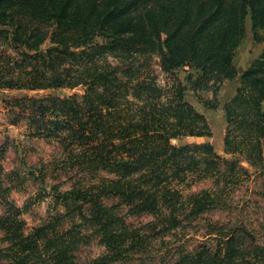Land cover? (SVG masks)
Instances as JSON below:
<instances>
[{"label": "trees", "instance_id": "16d2710c", "mask_svg": "<svg viewBox=\"0 0 264 264\" xmlns=\"http://www.w3.org/2000/svg\"><path fill=\"white\" fill-rule=\"evenodd\" d=\"M249 13L264 28V0H0V90L85 88L5 99L12 124L57 143L54 169L71 187H55L31 231L24 208L8 205L0 264H264V242L245 240L247 226L201 228L250 171L210 142L172 143L213 135L177 71H195L194 88L212 90L216 108L221 85L238 76ZM239 83L225 105V152L264 171V52ZM204 180L212 186L192 190ZM201 230L205 240L189 245ZM95 242L103 253L80 261Z\"/></svg>", "mask_w": 264, "mask_h": 264}, {"label": "rangeland", "instance_id": "374dc122", "mask_svg": "<svg viewBox=\"0 0 264 264\" xmlns=\"http://www.w3.org/2000/svg\"><path fill=\"white\" fill-rule=\"evenodd\" d=\"M263 52L264 28L256 26L249 13L245 24V34L234 58L238 76L235 79L224 81L221 85L217 94L216 108L209 107V103L214 98L212 90L194 88L198 77L195 71L187 70V68L178 70L177 76L186 87L187 100L207 117L213 135L204 138L182 137L172 141L177 147L190 143L210 142L218 154L230 160H239L250 171L248 179H244L232 192L229 189L231 192L230 206L208 211L202 219L201 228L205 229L208 223L220 226H233L241 223L254 231L253 238L245 236V233L242 234L245 240L256 243L264 242V194H262L264 192V171L261 167L251 166L241 155L225 152L224 137L227 129L225 105L236 95L241 75L263 55ZM190 73L194 74L193 79L189 78ZM166 76L161 74V81H166ZM84 93L85 88L82 86L74 89L60 88L40 91L0 90V216L5 213L8 205L13 204L21 209L24 208L20 218L27 223V230L31 231L38 227L51 212L54 194L58 190L65 191L71 187L68 174L61 170L56 172L54 169L55 157L61 151L57 143L45 138L30 137L27 133L26 121L22 120L16 125L12 124L14 115L9 113L5 99L26 96L68 98ZM32 170L35 174L29 173ZM42 172L44 174L39 177ZM211 186L212 181L204 180L194 183L192 190L200 191ZM3 236L4 231L0 228V238ZM188 238L189 245H197L205 240V230L195 235H188ZM103 251L104 247L95 242L80 251V261L94 259ZM127 264H139V262L133 261Z\"/></svg>", "mask_w": 264, "mask_h": 264}]
</instances>
